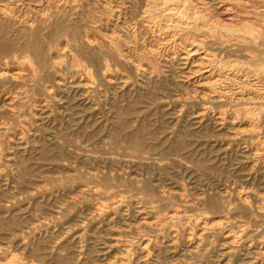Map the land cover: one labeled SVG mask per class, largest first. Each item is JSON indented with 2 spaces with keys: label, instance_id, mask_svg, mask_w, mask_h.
<instances>
[{
  "label": "rangeland",
  "instance_id": "1",
  "mask_svg": "<svg viewBox=\"0 0 264 264\" xmlns=\"http://www.w3.org/2000/svg\"><path fill=\"white\" fill-rule=\"evenodd\" d=\"M94 6L93 3L86 4L81 9L84 17L82 22L79 21L81 37L87 29L92 28L93 23L89 20V12L93 9L97 10ZM56 37L53 34H48L47 38L44 37L47 45L45 47L47 58L51 62H60L63 65L62 69L64 68L63 73L71 76L72 59L63 58L59 53L61 51L59 49L65 46L67 37L59 38L62 46L57 44ZM21 39L23 40H17L19 44L9 56L14 58L13 64L16 67H21L27 57L34 56L33 50L29 49L30 44L24 50V41L29 39ZM50 50L55 53L53 58L49 56ZM140 51L143 53L142 50H138L135 55L141 54ZM75 55L80 59L78 67L86 63L87 65L84 64V66L90 67L93 71L98 91L91 93L88 98L83 97L78 85L73 82L72 78H69L67 86L59 89L55 87L57 101L48 104L50 109L45 113L42 112L41 120L40 115L39 119L38 117L35 119L33 114L37 111L35 110L37 109L36 102L44 97L46 86L55 85L53 76L37 73L35 83L21 89L28 93L20 100L13 115L0 114V123L7 122L5 131L0 132V264L4 262V257L14 253V256L19 257L20 262L29 260L37 264H43V262L44 264H59L60 261V264H84L85 262V264L89 262L107 264L112 260L111 258H113L112 261L115 260L114 257L120 249L113 245V239L120 235L125 236V240L137 242L136 247L139 248L138 234L140 231L141 234L144 232L139 228L138 213L129 210L124 211L125 213L121 216L117 205L112 207L109 213L101 216L102 218L92 220L90 208L93 202L83 203V201L76 200L75 195L78 188L93 183L91 175L95 172L99 174L98 181H101L102 177H104L103 182L108 181L107 185L105 183H100V185L114 196L136 194L138 197H150L142 191L134 190L130 184L131 176L139 178L142 176V185L146 182H153L151 185L159 188L157 192L161 189L170 192L184 191L182 193L185 194L187 192L189 199L203 194L207 196V199L217 198L227 189L236 197L237 190L242 191L244 187L246 188L244 190L252 189L251 192L255 190L254 194H264V168H259L255 160L249 157L246 146L239 144L236 140L226 138L227 131L216 127L211 114L208 115L210 112L200 110L203 102L193 95V88L183 86L185 79L176 76V66L170 67L169 64L156 58H152L151 61L143 60L149 71H147L148 76L143 78L132 65L121 66L113 62L112 69L121 71L128 78L127 83L115 86L116 90L102 78L103 58L95 61L90 55L81 51H76ZM16 91L17 89H13L11 84L0 82V107L6 99L7 92ZM69 104L74 110L73 113L75 112L71 116L66 113V108L70 107L67 106ZM24 122L27 125H24ZM23 125L29 129L27 130ZM20 130H24V143H19L21 142ZM14 132H17L19 137L10 141L9 137ZM133 138L140 140L146 154L150 153L152 157L164 158L163 166L159 165V167L158 164L155 166L152 163L133 166L130 158L125 156L130 152ZM10 153H15L16 157V162L12 163L13 171L8 166L6 157ZM193 192L197 193L194 195ZM177 204L175 200L167 198L157 205L164 213L169 206ZM147 205L149 209H152L151 203ZM232 207L230 217L233 224L236 222V225L237 223L242 225L249 221L248 225L253 224L251 229L256 230L258 235L264 234V209L256 212L253 209L235 211L234 204ZM204 211H207L204 206H195L187 214L195 217ZM114 215L117 220L107 225ZM106 218L107 221H105ZM126 226L130 230L127 229V231ZM82 232L83 237L77 240V235ZM210 234L206 235L200 254L183 255L185 246L180 241L175 253L170 250L166 253L167 255H164L163 261L159 259L158 263H152L150 260L142 259L140 262L143 263L138 262V264H257L260 262L254 254L240 252L243 241L239 242L237 253L223 257L220 253V246L217 251L221 236L215 231ZM167 240L168 238L163 239L165 244Z\"/></svg>",
  "mask_w": 264,
  "mask_h": 264
},
{
  "label": "bare ground",
  "instance_id": "2",
  "mask_svg": "<svg viewBox=\"0 0 264 264\" xmlns=\"http://www.w3.org/2000/svg\"><path fill=\"white\" fill-rule=\"evenodd\" d=\"M91 3L97 8V10L93 9L89 12V20L93 23L92 28L87 29V32L81 37L79 21L82 22L84 19L81 9ZM96 12L98 13L96 14ZM48 34L57 36L59 46L61 45L59 38L67 37L66 44L63 49H59L61 50L59 53L63 58L72 59L71 76L63 73L64 68L62 69L63 65L60 62H51L47 58L48 54L46 55L45 49L47 45L44 42V37L47 38ZM20 38L29 39V42L24 41V50L30 44L29 49L33 50L34 56L25 58L26 60L22 61L23 65L16 67L13 64L14 58L9 56L16 50L19 44L17 40H23ZM138 50H142L143 53L140 51L141 54L135 55ZM76 51L90 55L95 61L103 58L102 78L111 85V88L128 82L125 74L117 69H112L113 62L121 66L132 65L139 76L143 78L148 76L149 72L143 60L151 61L152 58H156L169 64L170 67L176 66V76L185 79L183 86L193 88L194 94H192L203 102L200 110L210 112L208 115L211 114L216 127L227 131L226 138L236 140L239 144L246 146L250 155L248 156L255 160L259 168H264V0H0V82L9 83L13 89H17L16 92H7V95H4L6 99L0 107V114L13 115L21 102L20 100L28 93L21 89L33 83L37 73L53 76L55 85L46 86L44 97L39 101L36 100L37 109L35 110L37 111H32L35 119L40 115L41 120V115L50 109L48 104L57 101L56 89L64 87L69 78H72L73 82L78 85L83 97L88 98L91 93L98 91L96 90L95 75L91 68L84 66V64L87 65L86 63L83 65L81 63L80 67L77 66L80 64V59L75 55ZM54 54L52 50L49 51L51 58L54 57ZM61 92L63 91L61 90ZM67 106L70 107L66 108V113L70 116L73 115L75 112L73 113L71 104ZM119 119L121 123L120 116ZM6 125L7 122L0 123V132L5 131ZM19 134L21 135L19 143H24V130H20ZM17 135L18 133L14 132L9 137L10 141L19 137ZM11 148L13 149V147ZM143 148L140 140L133 138L130 152L125 155L130 158L133 166L145 163L163 166L164 158L152 157L150 153L146 154ZM6 157L8 166L12 169V163L16 162L15 153H10ZM188 169L190 170V168ZM91 177L93 183L78 188L75 198L83 203L93 202L90 208L92 220L103 217L109 213L112 207L118 205L117 210L121 216L125 213L124 211L129 210H134L139 214V228L144 232L141 234L140 231L138 234L139 248L136 247L137 242L134 240H125V236L116 237V234V238H112L113 245L120 249L114 257L115 260L112 261L113 258H111L112 260L107 264H138L142 259L156 263L159 259L162 260L170 250L175 253L180 241L185 246L183 255L194 256L201 253L206 235L212 231L221 236L217 251L220 246V253L223 257L230 256L236 250L239 251V242L243 241L244 244L240 252L254 254L261 263H264V234L258 235L256 230L251 229L253 224L248 225L249 221L247 224L241 223L242 225H238V223L236 225L235 222L234 225L230 217L233 204L235 211L253 209L256 212L264 209V194H254L255 190L253 193L252 189L248 191L244 190L246 189L244 187L242 191L237 190L236 197L227 189L217 198L207 199V196L203 194L189 199L187 192L185 194L182 193L184 191L178 192L176 189V192L163 189L157 192L159 188L151 185L153 182H146L142 185V176L141 178L131 176L130 184L134 190L148 194L150 199L143 196L138 197L136 194L114 196L100 185V183H105L102 181L104 177L102 180L100 179L103 183L98 181L99 174L97 172L93 173ZM20 178L22 179V177ZM166 187L164 188L166 189ZM167 198L175 200L178 204L169 206L167 211L162 213L161 207H158L157 204ZM148 203L152 204V209L148 208ZM195 206H204L207 211L195 217L188 215L187 213ZM87 214L85 213V215ZM115 220L117 218L114 215L107 225L113 224ZM253 223L255 224V222ZM82 237L83 232L77 235V240ZM166 238H168L167 244L163 241ZM216 239H218L217 236ZM110 250L109 252H112ZM14 254L4 257V262L2 261L1 264H37L35 261L29 260L20 262L19 257L17 258ZM183 255L181 254V256ZM60 259L65 260L66 258ZM251 260L253 259L251 258Z\"/></svg>",
  "mask_w": 264,
  "mask_h": 264
}]
</instances>
